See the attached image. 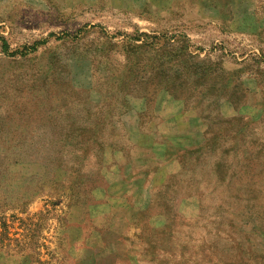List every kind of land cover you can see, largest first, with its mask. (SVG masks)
Here are the masks:
<instances>
[{
	"label": "rangeland",
	"instance_id": "obj_1",
	"mask_svg": "<svg viewBox=\"0 0 264 264\" xmlns=\"http://www.w3.org/2000/svg\"><path fill=\"white\" fill-rule=\"evenodd\" d=\"M0 264H264V0H0Z\"/></svg>",
	"mask_w": 264,
	"mask_h": 264
}]
</instances>
